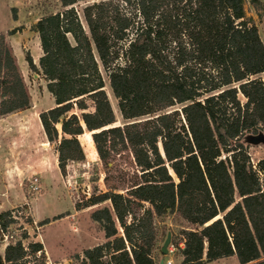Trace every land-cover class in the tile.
I'll list each match as a JSON object with an SVG mask.
<instances>
[{
	"label": "trees",
	"instance_id": "16d2710c",
	"mask_svg": "<svg viewBox=\"0 0 264 264\" xmlns=\"http://www.w3.org/2000/svg\"><path fill=\"white\" fill-rule=\"evenodd\" d=\"M88 1L58 0L60 10L33 27L39 64L26 57L55 102L39 119L61 175L85 163V133L99 160L91 192L75 208H94L90 219L105 242L76 255V264H158L168 217L181 228L172 243L179 264L232 256L264 264V159L254 164L249 152L264 146V42L245 0H105L83 8L85 28L75 6ZM30 108L0 35V116ZM15 224V209L0 213V264H44L43 244L25 245L28 233L16 237Z\"/></svg>",
	"mask_w": 264,
	"mask_h": 264
},
{
	"label": "rangeland",
	"instance_id": "374dc122",
	"mask_svg": "<svg viewBox=\"0 0 264 264\" xmlns=\"http://www.w3.org/2000/svg\"><path fill=\"white\" fill-rule=\"evenodd\" d=\"M100 1L105 0H89L75 6L85 28L83 8ZM262 3L261 10H256L250 0H245L244 7L246 15L254 19L264 42V0ZM58 10H60L58 0H0V35L6 37V42L15 57L31 96L32 108L31 117L28 118V124L23 129L26 130V136L22 134L14 121V123L10 121L5 125L0 123V213L15 209L17 224L12 227V231L16 237H19L23 231L28 233L29 238L24 242L25 245L36 240L44 244V250L47 251H45L44 264H76V255H81L84 249L93 248L105 242L104 233L90 219V213L94 208L81 211H77L75 208L76 203L91 192L94 184L93 177H96L92 172L91 164L99 163L90 134L85 133L80 136L86 153L85 163H71L65 178L61 175L58 165H55L54 155L57 154L55 148L45 150L49 152L46 157L48 168L40 176L39 174L33 176L30 173L29 176L20 178L18 176L19 166H17V160L30 159L42 149L44 150V146L41 144L44 132L40 121L35 119V114L53 108L55 102L46 87L45 79L31 71L26 57L30 55L34 63L39 64L42 51L39 37L33 27L40 18ZM13 30H17V32L10 36L9 33ZM103 76L106 81L105 89L116 115V125L122 126L125 121L119 112L117 100L111 93L108 79L104 73ZM260 77L264 78V76ZM90 109L92 110V107ZM1 118L0 116V122ZM249 152L254 164L264 159L263 145H252ZM22 161L21 163H23ZM100 173L103 172L100 171ZM103 177L101 175L98 183L101 189H104ZM34 178L39 180V191L36 192L30 188ZM28 219L33 221L32 225L27 223ZM45 220H49L50 223L42 227L39 226V223ZM165 223L174 235V237L172 236V246L173 240L175 242L180 239L179 230L181 228L176 217H168L165 219ZM160 227H163V222ZM166 237L161 239L159 247L163 246ZM6 245V240L0 243L2 254ZM182 246L184 247V243L180 244L181 248ZM168 255L171 256L166 258L167 262L171 261L172 264L181 262L176 247L175 251L169 252ZM31 264L38 263L32 261ZM205 264L240 263L236 256H232Z\"/></svg>",
	"mask_w": 264,
	"mask_h": 264
},
{
	"label": "crops",
	"instance_id": "0c3cea01",
	"mask_svg": "<svg viewBox=\"0 0 264 264\" xmlns=\"http://www.w3.org/2000/svg\"><path fill=\"white\" fill-rule=\"evenodd\" d=\"M31 112H32V108L31 109L24 110V111L16 112V113H13V114H9V115H6V116H3L1 118V122L0 123H3V125H5V123H10V121H11V123H14L15 122V124L22 131V134H24V136H26V130H23V129L28 124V118L31 117V115H30ZM35 119L37 121L38 120L40 121V119H39V112H37L35 114ZM40 124H41V122H40ZM41 127H42V125H41ZM42 130H43V128H42ZM17 137H19V136H17ZM41 144L44 146L43 147L44 150L42 149L40 152L37 153V155L35 154V155H33L32 158H30V159H24L23 161L22 160H19V161L17 160V166H19V172H20L18 176H20V178H24L26 176H29L30 173L33 176L34 175H37V174H39V176H40L42 173H45L46 172V170L48 168V162L46 161V157L49 155L48 154L49 152H47L45 150L54 149V146H52V145L49 144V142L47 141V138H46L45 134L43 136V139H42ZM54 158H55L54 159L55 165H58L57 154L54 155ZM21 161L23 163H21ZM35 223H36V221H35ZM34 242H40V243H42L39 240H36ZM43 246H44V244H43ZM44 248H45V246H44ZM45 251H46V249H45ZM170 256L171 255H167V256H164V257L161 256L160 259H159V261H158V264L160 263V261L162 259L164 260V264H166L167 263L166 258H169Z\"/></svg>",
	"mask_w": 264,
	"mask_h": 264
},
{
	"label": "water",
	"instance_id": "95a60500",
	"mask_svg": "<svg viewBox=\"0 0 264 264\" xmlns=\"http://www.w3.org/2000/svg\"><path fill=\"white\" fill-rule=\"evenodd\" d=\"M171 242H172V234L171 232H169L160 250L163 256H167L169 254V247L171 246ZM159 264H164V260L162 259Z\"/></svg>",
	"mask_w": 264,
	"mask_h": 264
},
{
	"label": "built area",
	"instance_id": "2783aa9c",
	"mask_svg": "<svg viewBox=\"0 0 264 264\" xmlns=\"http://www.w3.org/2000/svg\"><path fill=\"white\" fill-rule=\"evenodd\" d=\"M30 188L36 192V191H39V180L38 178H34L32 181H31V186ZM175 251V247L172 245L171 246V249H170V253L174 252ZM46 264H49V263H46ZM166 264H172L171 261H168Z\"/></svg>",
	"mask_w": 264,
	"mask_h": 264
}]
</instances>
